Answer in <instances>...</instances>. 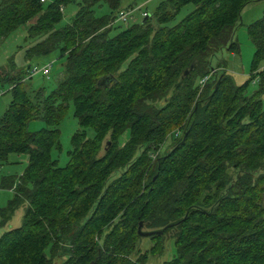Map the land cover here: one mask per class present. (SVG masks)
Returning a JSON list of instances; mask_svg holds the SVG:
<instances>
[{
	"label": "trees",
	"instance_id": "16d2710c",
	"mask_svg": "<svg viewBox=\"0 0 264 264\" xmlns=\"http://www.w3.org/2000/svg\"><path fill=\"white\" fill-rule=\"evenodd\" d=\"M255 1L164 0L109 36L119 0H0V41L20 30L25 61L63 59L48 92L28 88L12 63L0 68L10 95L0 164L10 154L25 162L2 183L13 196L0 225L22 215L0 235V264H145L167 235L174 253L162 264H264V12L245 27L253 52L243 83L210 64L238 52L234 29ZM101 3L108 13L96 17ZM67 5L75 12L58 26ZM68 103L77 130L58 167L50 153ZM36 120L43 128L28 131ZM139 222L170 227L142 250Z\"/></svg>",
	"mask_w": 264,
	"mask_h": 264
},
{
	"label": "rangeland",
	"instance_id": "374dc122",
	"mask_svg": "<svg viewBox=\"0 0 264 264\" xmlns=\"http://www.w3.org/2000/svg\"><path fill=\"white\" fill-rule=\"evenodd\" d=\"M51 1V0H47ZM164 0H119L118 9L113 13L116 15L118 11L130 12L127 17V22L125 24L120 22L112 23L108 30V35L113 36L124 28L130 26L134 23H139L145 15H151L157 4ZM192 9L191 5L183 6L178 14L173 20L167 23L168 26L175 24L179 19H181L185 14H187ZM75 12V7L73 5H67L63 8L62 19L58 26L65 24L69 17ZM264 12V0H257L255 2L249 3L241 10L239 14V21L237 27L234 29V37L236 38V43L238 46L237 53H230L226 50H221L217 52L211 59V66H220L221 69L229 75L236 85H240L247 79L251 56L253 52L252 45L246 36L245 27L252 21H255L261 17ZM108 13V8L105 3H101L99 7L94 8V16L99 17ZM144 13V16L141 14ZM26 47V43L22 39L21 31L18 30L11 35H9L4 40L0 41V68L5 69L10 63L13 65V71L21 73L24 78V83L30 89L43 88L45 92L53 89L56 83L62 77L63 59L58 58L57 52L50 53L47 56L33 58L29 61H25L22 57L23 49ZM264 65L262 62L261 66ZM26 66H29V70H36L29 79L25 74L27 71ZM43 67H48L49 74L47 77L42 76L39 70ZM219 67V70H221ZM8 84L0 81V115L5 109L6 104L10 100V95L8 93ZM252 87H249L251 90ZM43 128V124L40 121H32L28 124V131H36ZM58 129V149H52L50 153L51 159L56 161L58 167L64 166L67 161L66 152L70 149L69 140L71 135L77 130V122L72 116V108L68 103L64 111L62 119L57 125ZM177 131V130H176ZM86 138H90L92 133L90 130L85 131ZM124 138V137H123ZM121 138V140H123ZM169 144V138L167 137L159 153H161ZM154 154L150 156L152 159ZM24 156L10 154L7 156L6 162L0 164V176L4 173H9V175L17 177L20 175L24 168ZM13 179V178H12ZM22 215V209L16 210L8 221L11 227L16 228L20 225V217ZM7 228V225L4 224ZM5 228V229H6ZM2 232H0V235ZM139 248L142 250L148 249L151 245L147 238H139ZM172 238L170 236L162 237L159 240L158 254L154 256H148L145 264H162L168 261L174 253ZM157 243V241H155ZM63 260L61 258H55L53 264H58Z\"/></svg>",
	"mask_w": 264,
	"mask_h": 264
},
{
	"label": "crops",
	"instance_id": "0c3cea01",
	"mask_svg": "<svg viewBox=\"0 0 264 264\" xmlns=\"http://www.w3.org/2000/svg\"><path fill=\"white\" fill-rule=\"evenodd\" d=\"M14 177V176H13ZM6 178V179H4ZM11 180V185L16 182L15 179H12V176L9 175V173H4V175L0 176V209L4 208L7 202L12 198L13 196V189L8 188L7 186H2V183L4 182L5 185L9 183ZM9 221V220H8ZM7 227H10L11 225L6 223ZM6 227L4 225H0V232H4Z\"/></svg>",
	"mask_w": 264,
	"mask_h": 264
},
{
	"label": "built area",
	"instance_id": "2783aa9c",
	"mask_svg": "<svg viewBox=\"0 0 264 264\" xmlns=\"http://www.w3.org/2000/svg\"><path fill=\"white\" fill-rule=\"evenodd\" d=\"M40 3H43L45 0H38ZM130 12H125V11H118L114 17V20L111 22L110 26L112 25V23L114 22H120L125 24L127 22V17L129 16ZM141 16H144V13L141 14ZM37 71L32 69V70H28L26 71V75L27 78L29 79L34 73H36ZM39 72L41 73L42 76L47 77V75L49 74V69L48 67H43L41 70H39ZM208 76H204L201 79L198 80V86L201 88L205 82L207 81Z\"/></svg>",
	"mask_w": 264,
	"mask_h": 264
},
{
	"label": "water",
	"instance_id": "95a60500",
	"mask_svg": "<svg viewBox=\"0 0 264 264\" xmlns=\"http://www.w3.org/2000/svg\"><path fill=\"white\" fill-rule=\"evenodd\" d=\"M144 19L141 20V22H143ZM185 74V72H184ZM103 81H106V79L101 80V82H99V84H102ZM170 226L164 227L161 230H155V231H144L142 229V224L139 222L136 228V235L140 238H148L150 236H154V235H162L163 233L166 232V230L169 228Z\"/></svg>",
	"mask_w": 264,
	"mask_h": 264
}]
</instances>
